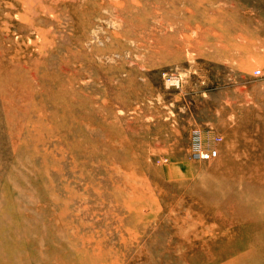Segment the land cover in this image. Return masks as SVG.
I'll list each match as a JSON object with an SVG mask.
<instances>
[{
    "label": "rangeland",
    "instance_id": "obj_1",
    "mask_svg": "<svg viewBox=\"0 0 264 264\" xmlns=\"http://www.w3.org/2000/svg\"><path fill=\"white\" fill-rule=\"evenodd\" d=\"M263 67L264 0H0V69L25 80L0 93V193L13 171L44 209L69 204L73 231H51L44 255L78 260L79 233L107 237L106 264H236L231 236L258 248L210 217L205 191L231 160L264 174ZM195 132L217 158L193 157ZM113 181L129 187L118 201Z\"/></svg>",
    "mask_w": 264,
    "mask_h": 264
},
{
    "label": "bare ground",
    "instance_id": "obj_2",
    "mask_svg": "<svg viewBox=\"0 0 264 264\" xmlns=\"http://www.w3.org/2000/svg\"><path fill=\"white\" fill-rule=\"evenodd\" d=\"M258 70H264V67ZM24 83L25 80L21 76L20 68L15 70H9L8 68L0 69V93L13 89L16 90L17 87L19 88ZM75 92L76 89L72 87L68 88L65 93L73 97ZM74 109L75 107L73 108V112ZM5 112L7 116H9L6 110ZM110 152L116 160H119V154L116 150H110ZM91 154L103 160L108 157L107 153L100 152L98 149H95ZM239 170V166L231 160L227 165V171L223 175L232 177V179L224 184L222 190L216 193L212 190L209 192L205 191L206 200L204 201V206L206 210L210 209L209 211L207 210V212L210 213L209 215L213 219L233 223L231 217L234 218L236 224L233 223V227L236 231L237 229L239 230L241 236L239 241V244H241L240 246L249 247L252 245L258 248V253L242 251L239 249L238 244L234 243L236 242L234 236H231L230 242L232 246L230 247L227 245L229 248L228 255H230L229 250L232 253L231 257H234V254H236L238 258L236 264H242L243 260H247L246 258L253 259L256 253V255H260L261 262L264 264V174L260 177L257 184H253L246 180L244 176H238L237 172ZM214 183L215 179L212 180L209 178L203 180L202 185H205L207 189H211L214 187ZM113 185L117 191L114 199L118 201L119 197H121L123 193H126L129 187L126 185V187L123 188L115 181H113ZM19 187V183L15 182V175H13L12 171L8 175V180L5 181L0 193V244L3 245V248H0V264H30L32 257L34 259L38 258L39 264H106L105 260L119 253V251H114L112 247L104 248L100 245V241H105L107 238L106 236L105 239L96 241L94 237L79 236L78 233L74 235V239L68 236L69 242L72 245H76L78 249L76 250V254L80 257L78 260H74V258L71 257H59L57 256L58 253L44 255L43 247L45 244L49 243V246H51L56 243L57 240L53 236L52 238L49 236L51 235V231H57L61 237H64L69 231H73L72 224L74 221L72 219H67L70 212L69 204L54 196L53 199L57 204V208L44 209L40 200L37 199V201H39V203H37L35 197L24 195L19 191ZM196 190L202 192V190ZM15 191L18 194H16ZM127 195L131 196V194ZM56 209L59 210L56 211ZM41 222H43L44 225H40ZM246 232L247 234H245ZM111 236L113 235L111 234ZM93 242H96L97 246L95 248L97 252L93 251L94 248L92 251H89L85 247L86 244L91 245ZM30 246L35 247V249H33L31 253H28L27 249ZM237 250L239 253H237Z\"/></svg>",
    "mask_w": 264,
    "mask_h": 264
},
{
    "label": "built area",
    "instance_id": "obj_3",
    "mask_svg": "<svg viewBox=\"0 0 264 264\" xmlns=\"http://www.w3.org/2000/svg\"><path fill=\"white\" fill-rule=\"evenodd\" d=\"M256 76L264 77V70H258L255 72ZM193 157L201 160H213L218 157V151L216 149L205 150L203 147L202 135L200 132H195L193 135L192 146Z\"/></svg>",
    "mask_w": 264,
    "mask_h": 264
}]
</instances>
